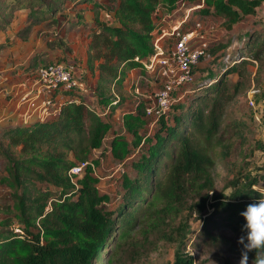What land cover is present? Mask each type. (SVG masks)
Segmentation results:
<instances>
[{
    "label": "trees",
    "instance_id": "trees-1",
    "mask_svg": "<svg viewBox=\"0 0 264 264\" xmlns=\"http://www.w3.org/2000/svg\"><path fill=\"white\" fill-rule=\"evenodd\" d=\"M185 4L199 5L193 18L203 24L215 16L222 19L221 28L240 29L241 46L233 47L237 60L226 68L220 65L218 76L211 64L230 52V43L212 44L207 50L211 64L195 68L197 87L149 130L146 107L151 99L144 96L129 104L127 77L135 68L147 73L142 61L156 51L157 31ZM263 5L264 0H0V67L10 66L14 79L28 78L24 94L48 63L71 66L76 80L71 88L54 89L46 117L40 110L26 121L12 113L0 121V184L9 192L6 205L0 206V264H99L113 240L128 236L160 207L178 210L190 191L204 207L214 188L217 160L228 159L234 138L242 137L238 122H231L226 136L230 129L224 119L241 86L236 82L230 92L229 75L244 78L249 64L262 59L264 18L260 27L241 26L249 16L258 21ZM73 31L88 38L85 59L72 46ZM148 76L152 94L160 82ZM15 90L12 86L4 96L12 99ZM59 93L64 97L60 102ZM35 94L31 97L40 104L43 95ZM117 108L125 133L115 127ZM109 133L111 155L135 169L134 175H123L116 208L108 207L110 195L99 190L95 167L100 158L92 156ZM82 162L89 163L81 172L71 171ZM231 187V196L214 195L206 220L219 217L242 230L241 212L264 197V174L238 177ZM254 255L255 250L249 252ZM178 264H194L193 258L183 254Z\"/></svg>",
    "mask_w": 264,
    "mask_h": 264
},
{
    "label": "rangeland",
    "instance_id": "rangeland-1",
    "mask_svg": "<svg viewBox=\"0 0 264 264\" xmlns=\"http://www.w3.org/2000/svg\"><path fill=\"white\" fill-rule=\"evenodd\" d=\"M186 6H190V4L181 6L174 15L166 17L165 24L169 26L178 20L184 9L187 8ZM257 16L259 20L256 22H254L256 19L254 15L249 16L242 23L241 28L260 27L257 23L264 18V5L258 8ZM221 22V18L210 16L205 19L203 26L208 33L207 38L211 45L217 41H228L230 43L228 51L230 52L223 57H218L212 64L210 62L212 58L209 55L204 57L200 63V65L205 62L210 63L218 76L223 72V69L219 70L220 65L226 68V64L237 60V55L232 56L231 50L234 46H241L238 35L242 32L237 27L227 31L220 27ZM158 34L157 31L155 36ZM170 40V37L161 38L160 43L164 49L170 47L172 42ZM248 68L249 73L244 78L237 74L229 75L230 92L236 82L241 81V86L239 94L230 103L224 119V126L230 129L226 136L231 134V122L234 126L238 122L237 128L241 132L243 140L240 136L234 138L230 157L217 160L213 170L215 174L214 188L208 192L204 191V194L206 192L209 194L205 206L202 207L201 203L199 205L200 196L190 191L178 210L170 212L160 209V207L159 211L144 224H137L128 236L119 239L117 243L113 240L105 249V259L101 260L99 264H178L180 256L183 254H190L194 264H224L227 260L232 264H240L242 245L238 238L243 234V230L229 225L225 219L219 217L211 218L210 221L206 219L213 211L210 203L214 201V195L231 193V181L238 177L247 180L253 175L264 174V53L261 60H253ZM10 70V66L0 67V121L7 114H17V116L27 118L32 112L29 105L23 103L25 100L22 99L28 78H25L24 81L14 79ZM136 77L137 73H134L126 87L125 97L129 104L141 98V95L136 93L131 85L135 83ZM132 81L134 82L132 83ZM12 86H15L16 90L12 99H9L4 94ZM192 87H197V82L196 84L192 83L188 90ZM141 89H146V86H141ZM252 90L257 91L251 93ZM189 92L186 93L184 99L189 96ZM251 97L255 106L250 103ZM42 107L43 105L41 106L40 103L41 112ZM121 115V110H118L116 116H113V120L119 123L116 127L119 132L125 133L121 125ZM92 156L100 158V164H96L95 167V172L101 178L98 184L99 190L101 193L110 195L111 200L107 204L108 207L116 208L122 196L123 175L125 173L134 175L135 169L128 166V161L126 163L118 162L111 155V138L109 136L105 140L103 148L94 150ZM1 172H3V160L0 157ZM257 187L261 189L262 186L258 185ZM8 199V188L0 184V206L6 205ZM2 215L0 211V218ZM113 248H117L116 253L112 252ZM252 260L253 257L249 256L248 264H252Z\"/></svg>",
    "mask_w": 264,
    "mask_h": 264
},
{
    "label": "built area",
    "instance_id": "built-area-1",
    "mask_svg": "<svg viewBox=\"0 0 264 264\" xmlns=\"http://www.w3.org/2000/svg\"><path fill=\"white\" fill-rule=\"evenodd\" d=\"M198 6L187 7L177 22L167 27L162 26L154 41L156 51L148 60L142 61L149 74L158 78L160 82L158 89L149 96L151 100L146 107L149 130L155 127L162 114L186 95L189 91L188 87L195 80V68L200 65L204 57L208 56L207 50L211 46L207 38L208 33L203 32L202 20L198 17L193 18V12ZM107 16L109 17L108 14ZM164 37H170L172 40L170 47L166 49L160 43L161 38ZM34 78L32 90L25 93L22 99L25 101L31 99L34 91L36 97L43 95L41 101L43 117L50 114V94L54 92V89L59 86L68 89L76 84L73 68L62 62H52L41 66ZM256 91L252 90L251 93ZM250 103L255 106L252 97ZM88 163L82 162L72 167L71 171L81 172Z\"/></svg>",
    "mask_w": 264,
    "mask_h": 264
},
{
    "label": "clouds",
    "instance_id": "clouds-1",
    "mask_svg": "<svg viewBox=\"0 0 264 264\" xmlns=\"http://www.w3.org/2000/svg\"><path fill=\"white\" fill-rule=\"evenodd\" d=\"M225 196H231L226 194ZM245 217L243 234L238 238L242 245L240 264H248L249 252L255 250L252 264H264V197L250 203L241 212Z\"/></svg>",
    "mask_w": 264,
    "mask_h": 264
},
{
    "label": "crops",
    "instance_id": "crops-1",
    "mask_svg": "<svg viewBox=\"0 0 264 264\" xmlns=\"http://www.w3.org/2000/svg\"><path fill=\"white\" fill-rule=\"evenodd\" d=\"M176 11H178V10H176ZM175 13V12H174ZM174 13H173V15H174ZM181 16H179V18H180ZM175 22H177V20H175L172 24H174ZM164 27H167L168 25L167 24H164L163 25ZM84 38H85V40H84ZM70 39L72 40V42H73V44H72V46L76 49V50H81V54H82V56H83V58L85 59V57H86V46H87V42H88V38H87V36L86 35H82L80 32H78V31H73V32H71L70 33ZM81 43V44H80ZM134 73L136 74L137 73V77H136V81H135V88H134V90L136 91V93H139L140 95H141V98L142 97H144V96H147V97H149L150 95H151V92L152 91H150V87H149V85H148V78H149V72H148V70H147V73H141L140 72V69H138V68H135V69H133V70H131L130 72H129V74H128V77H127V83H129L128 82V80H130V78L131 77H133V75H134ZM91 80V79H90ZM135 80V79H134ZM134 81H132V83H133ZM94 84V81H91V85H93ZM131 85H133V84H131ZM139 87H138V86ZM141 86H146V89H141L140 90V87ZM127 87V86H126ZM139 90H140V92H139ZM146 92H149V93H146ZM32 98V97H31ZM39 99V98H38ZM64 99V97H63V95L62 94H57V100H58V102H60V101H62ZM140 99V98H139ZM32 100H34V102H32L31 101V99H29V100H27L26 102H25V104L26 105H29V107L32 109V112H31V114H29V116L27 117V118H25V117H21L20 115H18L17 116V119L18 120H29L35 113H37L38 115H39V112H40V110H41V108H40V104H39V101L37 100V99H33L32 98ZM23 102V103H24ZM39 108V109H38ZM120 111L121 109L120 108H117L116 109V113H115V116H116V114H117V111ZM117 120V119H116ZM115 123V122H114ZM119 124V123H118ZM115 127H117V124H116V126ZM110 138H112V133H109V135H108Z\"/></svg>",
    "mask_w": 264,
    "mask_h": 264
}]
</instances>
